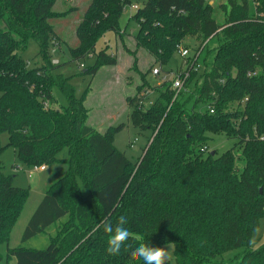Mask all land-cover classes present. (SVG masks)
Wrapping results in <instances>:
<instances>
[{"label":"trees","instance_id":"1","mask_svg":"<svg viewBox=\"0 0 264 264\" xmlns=\"http://www.w3.org/2000/svg\"><path fill=\"white\" fill-rule=\"evenodd\" d=\"M132 1L86 4L74 30L77 42L67 48L71 61L94 56L84 74L116 64L107 48H94L108 31L123 44L119 19ZM55 2L0 0V135L8 136L0 155L10 146L28 169L66 167L44 189L22 241L65 221L45 249L7 247L0 264L13 257L16 264H144L131 257L140 243L172 244L175 264H264V244L250 247L264 218V140L259 139L264 135V0H226L224 24L212 17L207 0H145L132 14L138 25L135 50L143 47L154 64L169 63L178 47L192 50L193 57L199 52L194 63L200 64L175 99L169 83L151 86L156 98L143 108L139 94L150 86L143 76L126 98L133 124L149 133L136 163L113 143L120 126L104 132L88 126L84 96H75L69 77L53 73L57 65L50 50L60 38L50 20L72 11H54ZM187 37L193 45L184 44ZM31 39L41 63L29 67L18 52ZM131 66L136 70L135 58ZM53 87L66 99L64 107L54 106ZM208 134H224L235 143L217 157H203ZM235 148L244 161L240 173ZM12 182L0 161V245L8 242L28 197ZM121 215L132 236L118 255H109L107 234L97 225L115 224Z\"/></svg>","mask_w":264,"mask_h":264},{"label":"rangeland","instance_id":"2","mask_svg":"<svg viewBox=\"0 0 264 264\" xmlns=\"http://www.w3.org/2000/svg\"><path fill=\"white\" fill-rule=\"evenodd\" d=\"M73 0H69L72 2ZM145 0H133L132 5L142 6V2ZM69 2L57 0L54 10L56 11V4L61 11H66L72 8ZM212 8V17L218 24H224L226 21V15L229 12V7H226V0H207ZM62 4L63 7H60ZM84 6L78 7L77 10L69 12L66 16L57 19H51V23L55 29L57 36L60 38V42H54L52 48L55 49L57 54L55 55L59 61L54 74L69 77V82L72 84L75 90V96L78 98L83 95L85 98L84 105L88 110V119L86 124L99 132H104L109 127L120 126L121 130L114 135L113 143L116 148L123 152L126 158L130 159L132 163H136L138 157L142 153V148L145 144V136L149 133L147 130L140 129V127L133 124L131 116V108L126 101L127 97H132L135 94L136 88L141 86L143 76L144 80L149 83V87H144L141 92H145L143 96L146 100L152 102L156 98V93L151 89V86L161 85L162 83L168 84L169 78L174 71H177L182 64V57L180 53H175L170 62L161 66L154 64L151 55L143 47L135 50L134 35L137 32L138 25L130 19L134 13L133 9L126 8L120 17V26L124 30V42L121 44L116 36L108 31L104 34L95 45L94 51L102 48H107L108 52H111L116 56V64L111 66H104L100 68L94 75H87L83 73V70L93 64L94 56L87 54L85 57L80 58L78 61H71L70 54L67 51L68 47H72L76 44L77 38L74 34L75 26L77 24V17L82 15L85 8ZM221 38V35L213 39L210 43V48L214 47V43ZM194 44V40L187 37L184 44ZM136 51L134 56L128 51ZM38 45L31 39L26 48L19 50V55L28 63L29 67L37 66L41 63L39 58ZM192 50L189 49V53L192 55ZM213 52H211L212 54ZM204 54V53H203ZM210 54V56H211ZM136 59V70L131 66L133 59ZM82 64L83 67H79ZM161 66V67H160ZM156 67L160 68V73L156 75L152 74V70ZM165 77V80L162 78ZM165 81V82H163ZM52 96L56 99L55 107H64L66 105V99L57 87L52 88ZM147 104L143 105L146 108ZM208 142L206 154L212 156H219L222 152L233 147L235 140L226 137L224 134L211 135L208 134ZM8 139L7 133L4 132L0 135V144L3 146ZM236 159V168L240 173L244 161L240 156V148H235L233 151ZM66 156V150L59 154L60 158ZM0 161L2 162V171L6 175L13 177V186L18 188H24L28 192V197L22 206L20 215L14 222V226L9 232L8 242L0 245V254L5 255V251L8 248L27 247L31 249H45L49 245L50 238L54 236L65 221L62 218L56 223L45 229L44 232L37 234L34 237L26 241H22V233L27 225V221L36 209V205L40 202L44 195V189L56 180L65 171L66 167L63 164H54L50 167H46L45 171L36 170L31 172L29 176V169L25 167L21 161L16 158L15 151L12 147L8 146L3 149L0 155ZM264 244V218L260 220L259 227L253 232V238L251 248H256L259 244ZM169 244H164L160 247L166 248ZM242 249L229 251L222 254V258H230L234 254L238 253ZM171 251L173 257V245L171 244ZM3 262V261H2ZM4 263V262H3ZM8 264H16V260L13 257ZM170 264H175L174 257Z\"/></svg>","mask_w":264,"mask_h":264},{"label":"clouds","instance_id":"3","mask_svg":"<svg viewBox=\"0 0 264 264\" xmlns=\"http://www.w3.org/2000/svg\"><path fill=\"white\" fill-rule=\"evenodd\" d=\"M128 220L125 216L121 215L118 220L113 224L111 221L102 222L97 227L103 228L104 233L107 234V248L106 251L109 255H118L121 248L129 240L132 233L125 225ZM137 240L142 237H135ZM133 260L142 259L144 264H170L172 261L171 244L163 247H153L145 243H140L134 250L131 251Z\"/></svg>","mask_w":264,"mask_h":264},{"label":"built area","instance_id":"4","mask_svg":"<svg viewBox=\"0 0 264 264\" xmlns=\"http://www.w3.org/2000/svg\"><path fill=\"white\" fill-rule=\"evenodd\" d=\"M126 8H129V9H133V11L135 12L136 10H138V6L137 5H125L123 7V10L126 9ZM179 49V53H180V56L182 57L183 61H182V64L181 66L179 67V69H177V71H174V73L171 74V77L169 78V81L168 83L171 85V90H173V99H175L178 94L181 92V91H184L185 90V84L187 83V79L189 78L190 76V72L191 70H198L199 68V65L200 64H195L194 61L197 60L198 56H199V52L195 54V56L193 57V53L192 55L189 53V49H185L183 47H178ZM51 52V55H52V58H51V63L53 65H57L59 64V61L58 59L56 58V54L57 52L55 51L54 48H51L50 50ZM188 57H193V61L192 62H188ZM79 67H83L82 64H79ZM161 67V66H160ZM157 73H160V68L159 67H156L152 70V74L153 75H156ZM251 73H248L247 75L249 76ZM254 74V72L252 73ZM162 80H165V77L162 78ZM165 82V81H163ZM145 96L146 93L145 92H141L139 94V96ZM152 102L149 101V100H146L145 98H143L141 100V102L139 103L140 105H144V104H147V105H150ZM208 110L210 111V113H213V110L211 107H208ZM260 140H264V135L259 137ZM206 148H207V145H204V147H202L200 149V151L202 153H204L206 151ZM45 169L44 166H36L35 167H32V168H29V176L31 174V172H35L36 170H39V171H43Z\"/></svg>","mask_w":264,"mask_h":264},{"label":"crops","instance_id":"5","mask_svg":"<svg viewBox=\"0 0 264 264\" xmlns=\"http://www.w3.org/2000/svg\"><path fill=\"white\" fill-rule=\"evenodd\" d=\"M57 1V0H56ZM63 1H67V2H69V0H62V3H63ZM89 2V0H73L72 2H69V3H71L72 5H74L72 8H70L72 11H75V10H77L78 9V7H81V6H84V4H85V6H87L86 4ZM56 3V2H55ZM55 3L53 4V6L55 5ZM55 7V6H54ZM54 7H53V10H54ZM60 7H63L62 6V4H60ZM70 9H68V10H70ZM68 10H66V11H68ZM55 11V10H54ZM56 12H60V13H62V12H64V11H61V9L57 6V4H56ZM79 19H80V17H77V19H76V21H77V23L79 22ZM77 25V24H76ZM76 27V26H75ZM43 171H45V169L43 170ZM262 244V243H261Z\"/></svg>","mask_w":264,"mask_h":264},{"label":"water","instance_id":"6","mask_svg":"<svg viewBox=\"0 0 264 264\" xmlns=\"http://www.w3.org/2000/svg\"><path fill=\"white\" fill-rule=\"evenodd\" d=\"M263 71H264V66H263Z\"/></svg>","mask_w":264,"mask_h":264}]
</instances>
